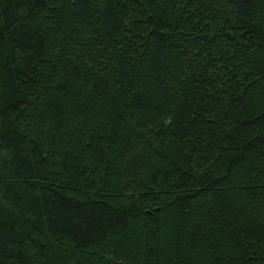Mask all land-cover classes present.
<instances>
[{
    "label": "trees",
    "instance_id": "obj_1",
    "mask_svg": "<svg viewBox=\"0 0 264 264\" xmlns=\"http://www.w3.org/2000/svg\"><path fill=\"white\" fill-rule=\"evenodd\" d=\"M0 264H264V0H0Z\"/></svg>",
    "mask_w": 264,
    "mask_h": 264
}]
</instances>
